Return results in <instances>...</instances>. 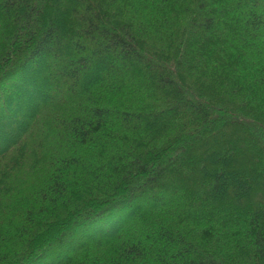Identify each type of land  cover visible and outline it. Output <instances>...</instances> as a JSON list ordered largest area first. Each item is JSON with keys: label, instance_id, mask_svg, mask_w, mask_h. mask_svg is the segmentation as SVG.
<instances>
[{"label": "trees", "instance_id": "1", "mask_svg": "<svg viewBox=\"0 0 264 264\" xmlns=\"http://www.w3.org/2000/svg\"><path fill=\"white\" fill-rule=\"evenodd\" d=\"M0 264H264V0H0Z\"/></svg>", "mask_w": 264, "mask_h": 264}, {"label": "rangeland", "instance_id": "2", "mask_svg": "<svg viewBox=\"0 0 264 264\" xmlns=\"http://www.w3.org/2000/svg\"><path fill=\"white\" fill-rule=\"evenodd\" d=\"M17 99H19V96H18ZM34 179H35V178H34V175H32V178L30 179V182L33 181Z\"/></svg>", "mask_w": 264, "mask_h": 264}]
</instances>
